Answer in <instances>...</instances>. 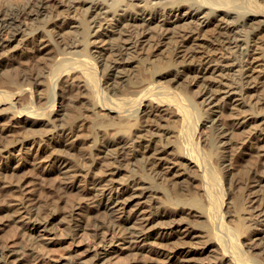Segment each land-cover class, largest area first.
<instances>
[{"label":"bare ground","instance_id":"6f19581e","mask_svg":"<svg viewBox=\"0 0 264 264\" xmlns=\"http://www.w3.org/2000/svg\"><path fill=\"white\" fill-rule=\"evenodd\" d=\"M31 1L29 16L44 20L48 24L44 29L49 27L45 31L55 33L52 40L64 50L53 57L55 62L51 67L39 73L38 83L45 82L52 89L57 80L73 73L78 75L66 78L61 84L70 92L71 102L49 120L39 111L32 96L15 110L18 97L28 95L31 88L14 86L11 72L15 67L3 69L2 51H17L25 42L38 41V51L44 57L50 52L52 40L45 37L42 27L24 34L26 19L10 13L0 15V72L3 81L13 88L12 92L0 89V139L6 140L0 158L15 156L26 160L24 157L28 156L29 164L41 173L50 172L49 167L57 164L62 178L56 192L74 187L85 192V201L77 205L67 201L65 215L61 217L65 228L57 234L51 217L46 215L47 205L51 204L38 192L40 183L30 185L23 177L16 182L6 180L8 172L15 176L24 164L10 163L5 168L6 164L0 162V211L7 212L0 217V227L13 222L23 237L14 244L0 240V264H43L51 258L50 251L61 237L74 239L85 231H91L93 244L78 254L81 256L77 251L64 255L66 264H135L136 255L146 258L142 264H264V206L259 207L264 170L253 178L250 186L255 215L248 224L252 236L244 244L239 242L238 232L224 223L222 206L216 196L219 182L201 162V137L194 139L198 120L191 113V109L201 110L198 115L200 120L204 117L203 126L217 133L224 153L232 149L234 131H239L246 133L240 148L249 147L264 158V117L250 111L251 99L255 96L260 99L264 92V47L252 45L264 30V10L258 0H247L249 9L245 10H240L241 6L234 0H126L123 8L102 0ZM56 1L63 2L68 12L64 16L56 15L59 22L50 21ZM173 9L178 16L176 20L170 16ZM183 9H187L182 12L186 16L177 14ZM78 10L84 12L87 21L73 19L71 14ZM114 13L116 17L112 19ZM200 15L204 21L200 17L203 22L198 26L181 24ZM230 19L236 23L231 21L230 25ZM104 24L109 28L105 29ZM157 28L159 34H153ZM239 29L255 35L249 42L245 39L247 47L238 38ZM209 31L212 35H207ZM66 33L80 35L85 44L95 42L97 50L91 53L97 55L91 58L75 50L83 45L82 40L65 41ZM87 36L93 40H86ZM174 39L177 57L173 62L178 63L168 64L158 76L175 82L182 79L187 86L190 82L199 85L192 93L201 101L185 99L161 82L141 80L142 62L152 59L148 52L152 50L157 58L164 52L161 48ZM117 40L120 43L114 45ZM98 60L102 62V71ZM101 72V77L108 78L107 82L103 79V84L97 78ZM74 87L83 93L78 103L72 94ZM107 88L122 95L110 96ZM52 98L49 93L48 102ZM144 101L149 102L145 108ZM81 106L94 114V125H101L98 127L101 140L92 139L93 150L97 152L85 153L89 155L87 158L93 157L95 166L99 161L94 163V158L105 159L95 175L90 170L77 169L72 161V152L83 149L77 143L84 124H73L75 109ZM225 116L232 120V128L223 120ZM103 117L119 121H140L146 117L149 123L128 139L120 131H113L111 124L103 128ZM170 122L177 123L176 129H169ZM43 126L49 127L45 130L48 134L35 138ZM16 134L22 137L12 138ZM128 164L133 167L129 174H124ZM221 165L226 173L231 169L226 159ZM165 183L172 187L177 200L164 195L161 186ZM217 187L220 189V185ZM194 188H199L208 207H191L187 211L178 207L182 202L179 195ZM89 209H95L97 215H87ZM83 215L91 219L92 228L88 229V222L78 218ZM106 224L109 231L103 228ZM205 252L210 253L207 259L201 258Z\"/></svg>","mask_w":264,"mask_h":264},{"label":"rangeland","instance_id":"374dc122","mask_svg":"<svg viewBox=\"0 0 264 264\" xmlns=\"http://www.w3.org/2000/svg\"><path fill=\"white\" fill-rule=\"evenodd\" d=\"M102 1H106L108 3L112 2V5H114L116 8H119V7L123 8L124 6L123 3H125L126 0H117L116 2L115 1L113 2V0H102ZM234 1H235V4H237L238 6H241L240 10L249 9L248 4H246L247 0H234ZM258 2L261 4L264 10V0H258ZM62 3L63 2L61 1H56L53 4L52 9H51L52 16L50 18V21L56 22L57 20L55 17L57 14H62V16H64L66 13H68L66 10V7ZM31 4H32L31 0H0V15L4 13H10L12 14V16L18 17L19 19H26L28 21V25H24V28H26V30L24 31V34H27L28 32L31 33L32 31H36L39 27L40 28L42 27L43 31L45 32V37L52 40V38H54L55 36V33L53 32L48 33L47 31H45L46 29H49V27H46V29H44V27L48 24H45L44 20L42 19H33L29 16V12L31 10ZM242 7H247V8L243 9ZM184 11L186 12L187 9H183L181 10V12H177V14L180 13V16L181 15L186 16L187 15L186 13H182ZM171 12L172 13H170V16H172L174 19L177 16L175 15L176 12H174V9ZM115 14L116 13L111 14L112 19H115L116 17L114 16ZM71 15H74L73 19L76 21H84V20L87 21V17L84 15V12L82 10H78L75 13H72ZM200 17L204 21V17L200 15L198 18L194 17L193 19L189 18L190 20L189 19L184 20L181 22V24L186 23V25L189 27H192V26L195 27L196 25L198 26L199 23L203 22ZM176 19H178V16L176 17ZM231 21H233V23H236L234 22L235 19L234 20L230 19L229 21L230 25L233 24ZM262 23H264V21ZM263 25L264 24H262V26ZM107 27L109 28L108 24H104V28L106 29ZM64 28L66 30H70L69 27L67 26H64ZM156 32H158L159 34L160 29L158 28L155 29L153 31V34H155ZM238 34H237L239 36L238 38L243 41V47L244 46L247 47L246 42H249V40H251L249 39L251 36L252 37L255 36L253 34L251 35L250 32L248 33L247 30H242V29L238 30ZM259 34H260L259 35L260 39L257 40L259 36L254 37V39L257 41L252 42V45L254 43H257V45L258 44L263 45L262 47H264V30H261ZM207 35H212V31H209ZM63 38L65 41H71V39H74V38L76 39L78 38L82 40L80 35L76 36L75 34H71V33H66ZM91 39L92 37L90 36H87L86 38V40H91ZM245 39H247L248 41L246 40V42H244ZM174 41H171L169 45H165L164 47H162L161 52L162 51L164 52L161 53V55L157 58L156 56L153 57L152 50L148 52L149 56L150 57L152 56V59L148 60V63L142 62L141 80L161 82L171 87V89L179 93L181 97L183 98L185 97V99L186 97H191L193 100L201 101V99L198 96H193V93H192V91L196 90L199 85L192 84V82H190L188 83V86H187L186 85L187 83L184 82V80L182 79H179L177 80V82H175L171 80L169 81L168 79L158 76V73H160V71L164 69V67H166L168 64L178 63V62H173L175 61L177 57V50H176L177 42L175 41L174 43ZM76 43H78V41ZM82 43L83 45L78 47L75 50H79L81 51V53L83 52L84 54L89 55L91 58L97 55V53L95 54L91 53V50L93 51L97 50L96 48H94L96 47V44H94L95 42L85 44L84 41L82 40ZM119 43L120 42L117 40V42H114L113 44L118 45ZM15 44H17V42ZM38 47H39L38 41H35V42L32 41L31 43L25 42L23 44V47L20 50H17V51L3 50L2 51L4 52L2 54L3 58L2 57L1 58H2V61H5L3 65L4 66L3 69L10 68L11 65L15 67V69L11 72L14 78L13 80L14 86L15 87L28 86L31 88V91L28 95L18 97L20 101L18 102L15 110H17L18 108H21L22 105H24L28 101L29 96H32V99L34 100L36 106L38 107V109H40L39 111L44 112V116L46 120H49L50 117L55 115L54 113L57 110L61 108L65 109L66 104L71 102L70 92L64 90L62 88L63 86L61 87V84L63 85L64 80L68 77H71V76L77 77L78 73L69 74L63 77L62 80H59V81L57 80L56 83H54L55 85L53 84L52 89H49L48 84H46L45 82L44 83L42 82V84H39L38 83L39 81L37 80L39 78V73L51 67L53 63L55 62V59L53 57L58 55L60 52H63L64 50H63V46L56 44L52 40L51 44L48 47V50L50 52L46 56L43 57L42 52L38 51ZM241 52H243V50ZM210 54L215 55L212 53ZM142 55L143 53L140 56ZM97 62H99L98 66H100V69H101L99 71H102L103 70L102 62H100L99 60ZM1 73L2 71L0 72V89L8 90L12 92L13 88L6 81H3V78H2L3 74ZM99 74L100 75L97 76V78L100 77L102 79L101 83L103 84V79H105L104 82H107L108 78H106V76L101 77L103 76L102 72ZM107 90L110 96L119 97L122 95L121 92L119 91L114 92L110 88H107ZM52 91H54V93H52ZM72 92H73L72 94H74L76 97V102L78 103V101H80L81 97L83 96L81 89L74 87ZM49 93L52 94V97H53L52 98L53 100L50 102H48ZM115 93H116V96H115ZM40 97L42 99H40ZM251 101L252 102L250 104L251 105L250 111L254 114L261 115L262 117H264V92L260 94V99L259 97L255 96L251 99ZM146 103L149 104L148 101H144L143 108H145V105H147ZM51 107L53 108L51 109ZM75 110H76L74 113L75 119L73 121V124L74 125L81 124V123L84 124L83 130L79 133L81 135L80 140L77 143V144H81L80 147H82L83 149L82 150L76 149L72 152L73 154L72 161L75 164V167L77 169L84 168V169L90 170L92 175H95V173L99 171L98 167L101 168L100 165L103 162L102 160H105V159H101L100 158L101 156H100L99 159L95 161L96 159L94 158V163L99 161V163L95 166V164L92 165L93 157L89 159L87 158V156L89 155H85V153H89V154L92 153L93 155V153L97 152L96 150H93L92 139L101 140L100 134H99L100 132L99 128H101V125H98V126L94 125V121H95L94 114L90 112L89 110H85L83 106ZM200 111L201 110L199 109H191L192 117L194 118L195 116L196 120H198V126L195 129L196 132H194L195 134L194 136L196 138L194 137V139H197V136L201 137L200 143H199V148H200L199 151L201 152V162H203L206 165V167L209 169L210 172L214 173L213 176L215 177L216 181L219 182L218 184V182H215L214 180L213 182L211 180L213 183L218 184L216 185V189L218 188L217 189L218 191L216 190L217 191L216 196H218V201L220 205L222 206L221 211L223 212L224 217H225L224 223H226L227 226L230 227V229L238 232L239 242H243L244 244H246L249 242V239L252 236L250 232L251 229H249L248 224H250V222L254 219V215H255V211L253 210V207L251 206L252 205L251 199H252L253 194L251 193L250 186L252 184L253 178H256L260 176L261 174H263L262 171L264 170L263 169L264 164H262V162L264 163V158L261 156H258L256 151L250 150L249 147H246L244 149L240 148V144H241L240 142H242V140L246 137V133H240L239 131H234V135L231 140L232 149H230L228 153H224L222 150V147H220V143H219L220 138L217 136V133L214 130L210 128H205L203 126L202 122L204 121V117L200 120L199 115H198ZM145 119L146 117H142L140 121L139 119L136 121L134 120L133 121L131 120L130 121H119L118 119H115V118L103 117L101 120H103L102 121L103 123L102 125H104L103 128H107V127L109 128L110 127L109 124H111L113 131H120L128 139H131L132 137H134L136 133H139L140 130L144 128L143 126L145 124L149 123L148 120L146 122ZM223 120H226L230 128L233 127L232 120H230V117L225 116L223 117ZM159 122L164 124L162 121H159ZM169 127H170L169 129H176L177 123L170 122ZM46 129H49V127L43 126L42 131H39V133L37 132L35 135L36 136L35 138H44L45 134H48V133H45ZM237 132L238 134H236ZM201 133H202V136H201ZM21 137L22 136L20 134H16L12 138H21ZM5 142H6L5 139H0V149L3 148ZM19 158L20 157H15V156H12L9 158H4V157L0 158V162H2V164H6L4 165L5 168L10 163L16 164L18 162H21L24 164L22 169L15 176L12 175V171L8 172L7 173L8 176L6 180H12L16 182L20 177H23L27 182H30V185H33L35 183H40V185H37V187L39 188L38 192L40 196L42 197V199H44L49 204H51V205H47L46 215H49L47 216L48 218L51 217V220L54 223L52 225L54 229L56 230V233L57 234L63 233V229L65 228V226L63 223H61V217L65 215L66 210L64 206H66L67 201L68 203H71L73 205H77L78 203H81V201L84 202L85 200L83 199V197H84L85 192L79 191L78 189L74 187L67 188L65 190L63 189L62 192H56L55 188L59 185L60 180L62 178V175L59 169L61 167H59L57 164L56 165L54 164L53 166L49 167L50 172L41 173L38 170H34V168L29 164L30 161L28 159V156L24 157V159L26 160H23V159L20 160ZM225 159H226L227 164L231 163V169H229L227 173L222 169V165H221L225 161ZM228 160H230V162ZM132 167L133 166L131 164H128L126 167L127 172L124 171L125 172L124 174H129V170L130 168L132 169ZM142 169L143 167H141V171H140L141 173H143ZM255 171L257 174L255 173ZM135 172H137V170ZM165 184H166L165 186H161V190L164 193V195L167 196L169 199L177 200V196L175 192L173 191L172 187L168 183H165ZM219 185H220V189L219 187H217ZM178 198L182 200L181 204L178 207L184 208L186 211L192 208L196 209L202 206L204 208L208 207L205 200L201 198V193L199 191V188L191 189L190 192H188L187 194H180ZM261 198L262 199L259 201L260 203L259 207L264 206V189H263ZM6 214H7L6 211H0V217ZM87 215L91 217L97 215L96 210L89 209V211L87 212ZM78 218H81L82 221L84 220L88 222V229L93 227V225L89 224V223H92L91 219L87 220L88 218L85 217L84 215L78 216ZM103 228L105 231L110 230L109 224L104 225ZM21 232L22 231L19 228H17V224L9 221L6 226L0 227V240L6 244H14L18 242L19 240H21V238H23L21 235ZM28 232L29 234H33V232L31 231H28ZM90 232L91 231H85L84 233L82 232L81 236L79 237L76 236L74 239L73 237L71 238L70 236H67L66 238L61 237V239L57 241V245L52 247V250L50 251L51 260L48 259L46 262L44 263L42 262V263L43 264H66L65 260H63L64 255L70 254L71 252H74V251H77L75 253L78 255L79 253H81V251H83L84 248H86V246L93 244L94 238L91 236ZM81 255L82 254L78 256H81ZM208 257H210L209 252H205L204 255H201V258H204V259H207ZM126 259H129V258H126ZM144 259L146 258L142 256H138V255L134 256V261H136L135 264H142V261H144Z\"/></svg>","mask_w":264,"mask_h":264}]
</instances>
